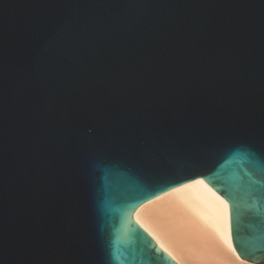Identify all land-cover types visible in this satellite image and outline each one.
<instances>
[{
    "label": "water",
    "instance_id": "water-1",
    "mask_svg": "<svg viewBox=\"0 0 264 264\" xmlns=\"http://www.w3.org/2000/svg\"><path fill=\"white\" fill-rule=\"evenodd\" d=\"M192 181L264 264V0H0V264H176Z\"/></svg>",
    "mask_w": 264,
    "mask_h": 264
},
{
    "label": "bare ground",
    "instance_id": "bare-ground-1",
    "mask_svg": "<svg viewBox=\"0 0 264 264\" xmlns=\"http://www.w3.org/2000/svg\"><path fill=\"white\" fill-rule=\"evenodd\" d=\"M133 220L176 264H254L232 246L228 204L198 181L143 204Z\"/></svg>",
    "mask_w": 264,
    "mask_h": 264
}]
</instances>
